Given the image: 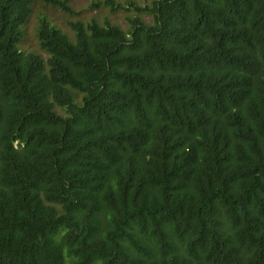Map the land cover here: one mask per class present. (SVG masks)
Here are the masks:
<instances>
[{"label":"trees","instance_id":"1","mask_svg":"<svg viewBox=\"0 0 264 264\" xmlns=\"http://www.w3.org/2000/svg\"><path fill=\"white\" fill-rule=\"evenodd\" d=\"M35 1L0 0V264H264V0L41 15L46 56Z\"/></svg>","mask_w":264,"mask_h":264},{"label":"rangeland","instance_id":"2","mask_svg":"<svg viewBox=\"0 0 264 264\" xmlns=\"http://www.w3.org/2000/svg\"><path fill=\"white\" fill-rule=\"evenodd\" d=\"M115 1L120 2L123 7L111 11L110 5L102 3L103 0H68L69 4L74 9V13H69L58 6L37 0L32 4V10L28 20L21 25L23 37L18 46L25 52L34 51L40 53L42 56L47 55L46 52L40 48L36 33L39 17L41 15H45L53 24L68 32L70 35H72V31L67 24L68 19H80L85 23L93 18L100 23H103L107 19L111 23H118L121 27L127 29L129 26L127 18L135 14L133 5L130 4V0ZM132 1L140 5L151 2V0ZM141 16L146 20L151 19L150 16L145 13H141ZM57 109L58 111H62L60 107H57Z\"/></svg>","mask_w":264,"mask_h":264}]
</instances>
